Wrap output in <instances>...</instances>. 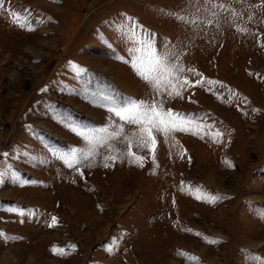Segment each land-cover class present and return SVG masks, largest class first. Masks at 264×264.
I'll return each instance as SVG.
<instances>
[{"label": "rangeland", "instance_id": "obj_1", "mask_svg": "<svg viewBox=\"0 0 264 264\" xmlns=\"http://www.w3.org/2000/svg\"><path fill=\"white\" fill-rule=\"evenodd\" d=\"M5 8L0 172L8 175L0 183V264H194L180 252L198 264L264 259V0H5ZM10 12L28 16L33 30L14 25ZM131 22L155 34L160 51L174 49L194 70L183 73L193 84L216 82L164 97V106L221 136L214 142L177 132L165 142L157 135L155 161L134 147L143 167L117 159L105 168L101 155L81 176L51 154L83 147L58 120L106 125L109 113L94 105V93L153 98L116 59L127 58L117 28ZM73 64L87 73L78 77ZM13 173L29 183L20 186ZM197 189L228 198L207 203L195 198ZM13 208L24 215L7 211Z\"/></svg>", "mask_w": 264, "mask_h": 264}, {"label": "snow or ice", "instance_id": "obj_2", "mask_svg": "<svg viewBox=\"0 0 264 264\" xmlns=\"http://www.w3.org/2000/svg\"><path fill=\"white\" fill-rule=\"evenodd\" d=\"M217 7L216 4L212 5ZM224 8L225 5H218ZM0 10L8 11L5 8V0H0ZM215 15V13H213ZM11 22L21 29L32 31L33 25L28 16H21L19 13H9ZM168 15H173L168 13ZM180 22L188 23L185 17H176ZM130 20V18H129ZM41 21H37L40 23ZM195 23V21H192ZM125 43V52L127 58L116 56V59L126 63L133 70L135 75L141 79L152 91L153 98L149 100H136L129 97H120L113 93L99 92L93 94V103L97 107L104 108L109 113L108 123L101 127H81L72 124L70 120L59 119L69 131L73 132L83 143V147H72L68 151L52 149V156L63 163L69 169L81 172V167L91 168L95 165L96 157L103 155V167H110L109 162H115L117 159H127L129 163L143 167L144 157L136 155L133 148L147 149L152 154L155 161V150L157 146V135H163L165 142L169 139L174 140V133L182 132L196 135L201 138L208 136L212 141H217L221 133H209L207 126L203 125L197 118L175 112L172 109L165 108V99L182 98V92L193 86H200L204 83L214 84V81H205L203 78L193 84L183 73L193 72V69H185L179 62V58L174 49L169 48L164 51L159 50L155 40V34L138 31V25L135 22L121 24L117 28ZM78 77H83L87 69L71 65ZM115 117V119H113ZM126 126H132L130 134L126 133ZM113 142L126 144V151H119L115 148ZM106 151L108 154L104 155ZM2 155L8 156V153ZM183 155V153H182ZM34 160L38 159L33 157ZM44 163V161H39ZM229 166H231L229 164ZM7 167V166H5ZM7 171L0 172V183L3 182ZM13 180L23 186L29 181L20 180L15 174H12ZM207 203H215L219 199H227L223 196H209L203 189H197L195 197ZM7 211L17 212L18 215H24L22 210L8 209ZM260 219L264 220V213L260 214ZM56 223V218H52V227ZM2 235V234H0ZM200 235V233H196ZM207 243H218L219 241L205 237ZM74 247V246H73ZM56 254H63L62 249H53ZM179 255L185 257L190 262L198 264V258L188 253L180 252ZM257 264H264V259L255 257Z\"/></svg>", "mask_w": 264, "mask_h": 264}]
</instances>
